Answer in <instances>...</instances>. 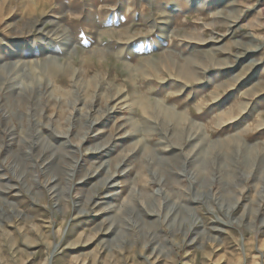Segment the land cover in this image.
<instances>
[{"label":"rangeland","instance_id":"obj_1","mask_svg":"<svg viewBox=\"0 0 264 264\" xmlns=\"http://www.w3.org/2000/svg\"><path fill=\"white\" fill-rule=\"evenodd\" d=\"M0 264H264V0H0Z\"/></svg>","mask_w":264,"mask_h":264},{"label":"bare ground","instance_id":"obj_2","mask_svg":"<svg viewBox=\"0 0 264 264\" xmlns=\"http://www.w3.org/2000/svg\"><path fill=\"white\" fill-rule=\"evenodd\" d=\"M235 6V5H234ZM254 66H256V65H254ZM57 67L56 66H54V69H56ZM52 69V68H51ZM54 70H52V72H53ZM57 72V71H56ZM54 74V73H53ZM243 79V77L242 78H240L239 79V81L240 80H242ZM238 82V81H237ZM133 103H135V105H139L141 108H143V110H146L147 111V109L149 108V102L147 101V99H142V98H140L139 96H135V99L133 100ZM154 103H155V101H154ZM134 105V106H135ZM155 105V104H154ZM154 108H156V106L154 107ZM140 109V108H139ZM145 111V112H146ZM148 112H150L149 110H148ZM144 112H142V114H143ZM144 115H145V113H144ZM147 115V114H146ZM169 117H173V114L172 115H169ZM105 147V146H104ZM101 149V148H100Z\"/></svg>","mask_w":264,"mask_h":264},{"label":"snow or ice","instance_id":"obj_3","mask_svg":"<svg viewBox=\"0 0 264 264\" xmlns=\"http://www.w3.org/2000/svg\"><path fill=\"white\" fill-rule=\"evenodd\" d=\"M84 35H85V34L83 33L82 30H80V31L77 32V36H78L79 38H81V39L84 38Z\"/></svg>","mask_w":264,"mask_h":264}]
</instances>
